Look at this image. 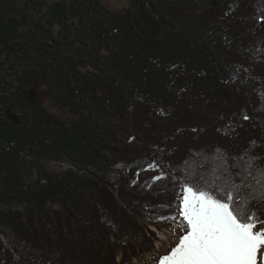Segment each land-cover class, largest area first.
<instances>
[{
	"label": "trees",
	"instance_id": "trees-1",
	"mask_svg": "<svg viewBox=\"0 0 264 264\" xmlns=\"http://www.w3.org/2000/svg\"><path fill=\"white\" fill-rule=\"evenodd\" d=\"M14 2L0 0V264H131L153 250L148 225H169L168 177L264 166V0ZM41 89L47 105L30 103Z\"/></svg>",
	"mask_w": 264,
	"mask_h": 264
},
{
	"label": "snow or ice",
	"instance_id": "snow-or-ice-1",
	"mask_svg": "<svg viewBox=\"0 0 264 264\" xmlns=\"http://www.w3.org/2000/svg\"><path fill=\"white\" fill-rule=\"evenodd\" d=\"M259 22L264 23V14ZM258 159L252 157L235 174L201 164L200 171L189 174L184 170L180 177H168L173 185L172 200L168 214L159 219L177 221L184 234L175 238V246L159 258V264H264V227L257 228L264 220L250 207L253 202H264V166L256 163ZM250 178L259 186V193Z\"/></svg>",
	"mask_w": 264,
	"mask_h": 264
},
{
	"label": "rangeland",
	"instance_id": "rangeland-1",
	"mask_svg": "<svg viewBox=\"0 0 264 264\" xmlns=\"http://www.w3.org/2000/svg\"><path fill=\"white\" fill-rule=\"evenodd\" d=\"M26 0H15V4L21 5ZM38 1H44L46 3H54V2H60L62 0H38ZM105 8H107L109 11L112 12H120L124 10L127 7V0H98ZM8 66H6V69ZM4 76V70L0 66V77ZM27 99L32 104H43L47 105V94L44 89H41L40 92H29L26 94ZM54 109V112L61 114L62 116L65 115L61 111H59L56 108ZM48 169L56 172L65 171L71 166L67 165L66 163L59 162V163H48L47 164ZM20 170L22 173V176L24 178V181L26 183H31L35 180L36 175L34 170L30 167L29 159L23 157L20 161ZM179 219H182L179 218ZM264 227V224H258L257 228ZM161 234L165 236L164 242L158 241V236L161 237ZM183 231L178 226L177 221L175 220H169L168 226H159L155 224H149L148 225V232L147 237H150L152 240L153 250L150 253H145L140 255L139 257H132L131 258V264H159V258L165 255L166 253L170 252V249L175 246L176 243V237L183 235ZM158 242V243H157ZM161 244V245H160Z\"/></svg>",
	"mask_w": 264,
	"mask_h": 264
},
{
	"label": "bare ground",
	"instance_id": "bare-ground-1",
	"mask_svg": "<svg viewBox=\"0 0 264 264\" xmlns=\"http://www.w3.org/2000/svg\"><path fill=\"white\" fill-rule=\"evenodd\" d=\"M164 239H165V236H163V234H161V237L160 236H158V241L159 242H164Z\"/></svg>",
	"mask_w": 264,
	"mask_h": 264
},
{
	"label": "built area",
	"instance_id": "built-area-1",
	"mask_svg": "<svg viewBox=\"0 0 264 264\" xmlns=\"http://www.w3.org/2000/svg\"><path fill=\"white\" fill-rule=\"evenodd\" d=\"M158 243V242H157ZM161 245V244H160Z\"/></svg>",
	"mask_w": 264,
	"mask_h": 264
}]
</instances>
